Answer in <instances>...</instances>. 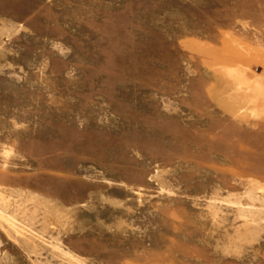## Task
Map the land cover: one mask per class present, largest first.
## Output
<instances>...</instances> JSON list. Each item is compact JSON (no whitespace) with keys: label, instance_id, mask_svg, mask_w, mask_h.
<instances>
[{"label":"rangeland","instance_id":"374dc122","mask_svg":"<svg viewBox=\"0 0 264 264\" xmlns=\"http://www.w3.org/2000/svg\"><path fill=\"white\" fill-rule=\"evenodd\" d=\"M0 264H264V0H0Z\"/></svg>","mask_w":264,"mask_h":264}]
</instances>
